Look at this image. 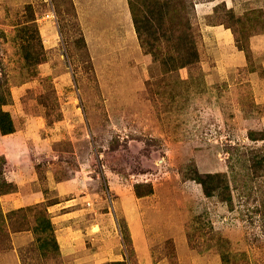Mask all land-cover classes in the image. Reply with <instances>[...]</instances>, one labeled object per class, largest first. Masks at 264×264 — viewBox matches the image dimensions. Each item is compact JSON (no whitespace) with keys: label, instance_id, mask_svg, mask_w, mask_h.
I'll use <instances>...</instances> for the list:
<instances>
[{"label":"rangeland","instance_id":"obj_1","mask_svg":"<svg viewBox=\"0 0 264 264\" xmlns=\"http://www.w3.org/2000/svg\"><path fill=\"white\" fill-rule=\"evenodd\" d=\"M131 1L0 0V264H264V0H172L184 66Z\"/></svg>","mask_w":264,"mask_h":264},{"label":"trees","instance_id":"obj_2","mask_svg":"<svg viewBox=\"0 0 264 264\" xmlns=\"http://www.w3.org/2000/svg\"><path fill=\"white\" fill-rule=\"evenodd\" d=\"M176 4L172 2V0H165V2H161L160 0H149L148 6L146 9L141 10L137 2L132 0L130 2V9L132 13V20L135 26L136 33L140 41L142 42V47L147 49V47L158 46L162 40L165 41V44H171L172 50L174 48L178 52L177 54H186L192 51L193 59L187 60L184 62V65H187L197 59L196 49L194 46L190 45L187 40H185L186 35L184 37L183 32L178 31V27L180 24L177 21V18L180 16L178 13V9H176ZM146 36V41L145 39ZM150 47V48H151ZM153 53L152 51H150ZM149 52V53H150ZM175 61L174 59L171 62ZM172 69V68H171ZM169 70V69H168ZM5 106L7 105L6 101H0ZM0 131L2 135H10L15 133L14 122L9 114V112H5L0 109ZM253 140V139H252ZM258 158V157H257ZM263 160L260 159L258 162L259 168L262 167ZM194 181L199 183L204 190V193L207 197H213L216 192H219L223 187L221 186L220 175L218 174H206L202 175L197 173V177L193 178ZM139 194V193H138ZM224 201L228 202V204L232 203V198L229 196ZM43 230L50 231L51 233H41L45 234L47 237L52 236V243H48V238H38V242H40V250L47 251L52 250L53 252L59 254L60 248L59 244L54 237L53 228L51 223L48 221H44ZM43 231V232H44ZM39 234V233H37ZM51 245V247L49 246ZM121 264V263H118Z\"/></svg>","mask_w":264,"mask_h":264},{"label":"crops","instance_id":"obj_3","mask_svg":"<svg viewBox=\"0 0 264 264\" xmlns=\"http://www.w3.org/2000/svg\"><path fill=\"white\" fill-rule=\"evenodd\" d=\"M213 2H214V1H211L209 4H212ZM124 9H125V7H124ZM124 14H125V17H124V18H125L126 20H130L131 17L129 16L128 11L125 10V11H124ZM218 37H220V36L218 35V36H217V39H218ZM230 40H231V39H230V36L228 35V44H229ZM17 134H18V133H13V134H10V135H6V136H4V135H2V133H1V131H0V138H1V140H0V151L3 150V149H9L10 152L14 151V150H12V149L18 145L17 142H20V141L23 140V138H22V137H19ZM16 160H17V158L14 157V156L11 157V159H10L11 162H15ZM19 173H20V172H19ZM62 188H64V187L62 186L61 189H62ZM11 201L13 202V199H11ZM12 205H13V204H12ZM61 234H62V233H57V237H59V240H60V241L62 240V236H61ZM78 234H79V236H78L77 242L72 241V240L65 241V242H68V243L70 244V247H69L68 251H66V252H68V254H72L74 249H75V251L78 250V249H77V245H76V243H78V245H79V247H80L79 242H80V241H83V240H82L83 237H86V236H92V234L95 235V236L98 235L97 233H78ZM67 236H70L69 233H66V237H67ZM61 246H62V244H61ZM61 251L64 252L63 249H62ZM74 253H75V252H74Z\"/></svg>","mask_w":264,"mask_h":264},{"label":"bare ground","instance_id":"obj_4","mask_svg":"<svg viewBox=\"0 0 264 264\" xmlns=\"http://www.w3.org/2000/svg\"><path fill=\"white\" fill-rule=\"evenodd\" d=\"M132 10V9H131ZM129 12V11H128ZM180 246V245H179Z\"/></svg>","mask_w":264,"mask_h":264}]
</instances>
